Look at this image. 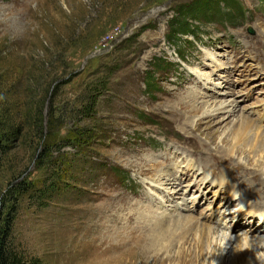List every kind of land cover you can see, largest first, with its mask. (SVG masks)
Listing matches in <instances>:
<instances>
[{"label":"rangeland","instance_id":"374dc122","mask_svg":"<svg viewBox=\"0 0 264 264\" xmlns=\"http://www.w3.org/2000/svg\"><path fill=\"white\" fill-rule=\"evenodd\" d=\"M191 1L0 0V225L12 218L9 247L41 264H73L71 240L91 209L129 225L135 207L159 212L165 200L232 237H264L238 217L247 214L235 199L224 203L219 185L201 186V175L170 187L167 176L160 183L138 169L144 157L169 172L197 166L209 157L191 152L201 142L213 153L229 148L231 117L191 129L188 140L190 92L203 108L237 101L233 121L247 116L264 132V0H212L196 19L177 18ZM173 28L183 33L169 39ZM235 160L256 169L246 154ZM23 181L30 191L5 196ZM115 224L107 229L117 240L129 230Z\"/></svg>","mask_w":264,"mask_h":264},{"label":"bare ground","instance_id":"6f19581e","mask_svg":"<svg viewBox=\"0 0 264 264\" xmlns=\"http://www.w3.org/2000/svg\"><path fill=\"white\" fill-rule=\"evenodd\" d=\"M198 95L201 96L199 93L188 94L189 99L192 97L190 100L196 102V104L188 102L186 106L188 110L184 121L187 124L185 127L188 128H186L188 140L192 139L191 129L196 130L203 123H205L204 130L209 129L214 123L212 121L214 118L219 116L217 120L219 123L231 117L232 125L225 135L226 139H222V142L228 139L231 141L229 148L222 150L216 148L217 150L214 149L216 152L213 153L209 143L201 142L196 147H192L191 152L195 154H199L198 151L204 152L209 157L201 158L197 166L192 164L191 158L186 170H178L171 165L172 172H169L170 165L157 169L155 168L158 166L157 161L144 157L139 158L138 169L142 172H154L153 175L160 183H162L160 178L167 176L164 183L170 187H177L175 184H180L179 176L199 174L201 186L208 187L214 183L215 186H220V188L217 186L218 192L215 191L216 187L213 188V192L219 194L222 191L224 194L221 198H224V203L235 199L233 201L241 205L244 214L247 215L238 217L247 223L248 230L259 233L263 229L264 232V132L261 124L241 114L238 120L233 121L232 116L238 110L235 100L214 103L213 107L203 108L202 104L197 103ZM200 111H202L201 117L194 124L190 122L189 113ZM241 154H246L249 159L253 158L256 161V169L248 168L246 163L237 162L235 159ZM216 167H221L223 170L219 172ZM224 169H229L230 173ZM240 177L244 180L232 183ZM165 202L166 204H161L159 212L148 209L149 206L141 203L129 216V225L122 217L108 214L105 210L91 209V220L82 224L76 230L74 240L73 238L71 240L73 264H225L223 258L229 256L230 264H264V253L259 248L262 242L264 244V237L247 234L244 236L236 234L232 237L227 234L228 228L223 230L222 225L215 227L199 221L189 213H179L181 208L190 211V206L173 201L170 203L165 200ZM108 221L116 222L117 228L128 225L129 232L117 240L111 238L107 229Z\"/></svg>","mask_w":264,"mask_h":264},{"label":"trees","instance_id":"16d2710c","mask_svg":"<svg viewBox=\"0 0 264 264\" xmlns=\"http://www.w3.org/2000/svg\"><path fill=\"white\" fill-rule=\"evenodd\" d=\"M212 0H193L188 4L179 5L177 10L175 11V16L177 18L188 19L189 17L192 19H196L197 16L201 15L205 12V8L207 7L206 4H209ZM217 3H222L223 0H215ZM214 1V2H215ZM198 16V17H199ZM175 26V24H173ZM172 26V27H173ZM171 27V28H172ZM183 33L176 31L174 28L172 29L171 33L168 35L170 37H176V34ZM49 123L46 126V129L43 130L41 128L38 130V141L40 138H43V132L46 131L45 135L48 133ZM32 184L25 183L24 181L21 183H17L14 187L15 188H8L5 193L6 195H10L14 190L18 193L25 194L26 192L30 191ZM32 192H30L31 194ZM12 226V218L7 214L2 224L0 225V264H41L40 259L38 257H26L23 253L16 251L12 247H9V234L10 229Z\"/></svg>","mask_w":264,"mask_h":264}]
</instances>
